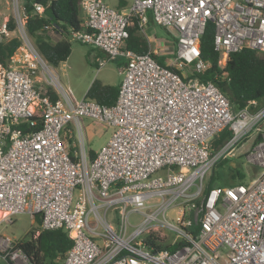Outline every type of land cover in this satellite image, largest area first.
<instances>
[{
	"label": "built area",
	"instance_id": "built-area-1",
	"mask_svg": "<svg viewBox=\"0 0 264 264\" xmlns=\"http://www.w3.org/2000/svg\"><path fill=\"white\" fill-rule=\"evenodd\" d=\"M81 8L83 29L71 37L105 55L100 68L124 62L111 106L77 99L59 82L53 90L38 86L37 60L48 66L25 32L19 0H12L13 29L0 17V44L15 38L16 51L32 58L23 68L0 62V225L27 215L40 219L36 235L63 230L72 246L62 264H264V103L236 110L215 84L194 77L210 67L199 47L208 25L219 68L229 54L264 53V0H132L126 12L81 0ZM149 17L176 42L164 66L149 45L142 54L126 45L133 19L142 33ZM83 119L112 131L92 161ZM226 128L229 139L214 149ZM248 139L254 146L245 159L259 175L205 195L207 174ZM115 208L117 231L107 219ZM132 213L143 219L128 232ZM158 228L174 235L175 250L146 248L145 236ZM20 241L0 235V264H29Z\"/></svg>",
	"mask_w": 264,
	"mask_h": 264
},
{
	"label": "trees",
	"instance_id": "trees-1",
	"mask_svg": "<svg viewBox=\"0 0 264 264\" xmlns=\"http://www.w3.org/2000/svg\"><path fill=\"white\" fill-rule=\"evenodd\" d=\"M22 2L26 34L33 40L35 50L41 59L54 68L58 67L66 61L71 52V46L67 38L72 33L83 29L84 20L81 0H22ZM34 4L41 6V14L33 12ZM9 28H14L12 18H9ZM47 28L51 30H47ZM50 32H56L60 39L51 42L43 36V34ZM128 32L127 48L136 54L145 53L148 50V44L138 30L134 19ZM19 47L20 42L15 38L1 43L0 62L4 66L10 65V60ZM199 47L201 61L208 63L210 67L202 73H194V77L201 82L215 84L236 110L244 108L248 101H257L260 105L264 103V53L253 50L232 53L229 54L225 67L223 69L219 68V55L214 51L213 27L211 25H208L205 33L200 38ZM154 58L158 64L164 66L163 58ZM118 91L119 86H104L95 80L85 96L100 105L111 106L117 98ZM49 94L54 99L53 93L49 92ZM229 137L230 130L226 128L217 137L213 138L211 141L212 147L214 149L219 148ZM69 150L72 160H75L72 154L73 147H69ZM94 157L95 152L89 151V160L92 161ZM226 163L228 161L224 160L218 164L225 165ZM228 169L234 173L232 175L233 179L238 180L236 184L243 182V174L230 165ZM212 179L211 174L204 188L205 195L212 188L217 187ZM35 224L37 227L40 225L38 216L35 217ZM38 230L30 232V237L27 240H21L18 244V247L28 257L29 264H62L66 252L72 246L71 239L63 230L39 231L38 235H35ZM144 244L152 252L159 250L173 251L178 246V244L163 243L158 235L153 233L145 236Z\"/></svg>",
	"mask_w": 264,
	"mask_h": 264
},
{
	"label": "rangeland",
	"instance_id": "rangeland-1",
	"mask_svg": "<svg viewBox=\"0 0 264 264\" xmlns=\"http://www.w3.org/2000/svg\"><path fill=\"white\" fill-rule=\"evenodd\" d=\"M103 1L106 2L108 6H114L113 0ZM125 1L129 6L132 3V0ZM22 4V0H19L20 13L22 11ZM2 16L8 18L12 17V0H0V17ZM147 28L148 32L146 31ZM142 35L151 49L155 51V57H165L169 60L175 58V51L177 49L176 42L165 29L150 21L145 31L142 32ZM43 36L47 37L51 42L60 39L56 32L45 33ZM30 40L34 46L33 40ZM67 40L70 43L71 52L64 63L54 68L43 60L48 66V69H46L44 65L37 60V68L34 70L33 75L38 86L42 89L53 90L52 83L59 82L64 89H70L77 99H81L89 89L91 83L95 80L111 86H117L121 82L123 74L120 69L122 66L121 64H123V59L106 62L105 65L100 68L98 64H95L97 60L95 59L96 52L94 49L88 45L82 44L71 36L68 37ZM160 54H163V56H160ZM28 59L32 60L31 56L29 58L25 49L21 48L16 51L13 62L10 63V65L16 68H23ZM83 125L86 127L83 131L86 150L88 153L89 151L97 152L111 136V129L94 123L89 119H83ZM253 146L252 140L248 139L244 142V146L239 148L236 155L232 158L236 163L234 168L244 176V183L255 179L261 172V169L253 166L245 159L246 154ZM229 165V162L225 165L217 164L204 179L203 188H205L211 174L212 180L217 187H227L236 184L238 180L233 179L232 175H234V173L228 169ZM180 205L185 206V203L181 202ZM173 217L174 213L169 211L167 213V218L171 220ZM107 219L117 231V223L120 219L118 208L110 210ZM142 219L143 218L138 213L130 214L128 220L132 227L127 231L131 232L141 223ZM36 229H38V227L35 224V219L32 220V218L27 215H19L12 225H7L5 223L0 225V235L8 236L17 241L27 240L30 237L29 233ZM155 233L165 244H170L174 238L172 233L163 228H158Z\"/></svg>",
	"mask_w": 264,
	"mask_h": 264
},
{
	"label": "crops",
	"instance_id": "crops-1",
	"mask_svg": "<svg viewBox=\"0 0 264 264\" xmlns=\"http://www.w3.org/2000/svg\"><path fill=\"white\" fill-rule=\"evenodd\" d=\"M101 1H103V0H101ZM104 2V1H103ZM106 3V2H105ZM107 4V3H106ZM108 5V4H107ZM113 7H111V6H109V7H111V8H113V9H116V10H119V11H121V12H126L128 9H129V7L131 6H129L127 3H126V1L125 0H113ZM22 7H23V4H22ZM150 16V15H149ZM82 17H83V20H84V16H83V14H82ZM149 22L151 21V18L149 17ZM152 22V21H151ZM149 24V23H148ZM148 26V25H147ZM146 31L148 32V28L146 29ZM91 47V46H90ZM92 48V47H91ZM92 49H94V48H92ZM95 50V52H96V56H95V59L97 60V61H95L96 63V65H97V63H98V61L99 60H101V59H104L105 58V55L101 52V51H99V50H97V49H94ZM160 56H163V54H160ZM158 58H160V57H158ZM161 58H163V57H161ZM168 61V59L167 58H163V62H164V64L166 63ZM122 66H121V69H120V71L121 72H123V68H124V62H123V64H121ZM98 71V70H97ZM99 82V81H98ZM101 83V82H100ZM121 83V82H120ZM120 83L117 85V86H120ZM92 84V83H91ZM102 84V83H101ZM102 85H104V86H111V85H105V84H102ZM90 87V86H89ZM111 87H115V86H111ZM86 94V93H85ZM85 94L83 95V96H85ZM100 125V124H99ZM264 125V124H263ZM85 129H86V127H85ZM72 143H74V140L72 141ZM72 143L70 144V142L68 143V145H69V147H73V145H72ZM73 150H74V147H73ZM96 153V152H95ZM228 162H229V164L232 166V167H234L235 165H236V163L233 161V159L231 158V159H229L228 160ZM242 183H244V182H242Z\"/></svg>",
	"mask_w": 264,
	"mask_h": 264
}]
</instances>
